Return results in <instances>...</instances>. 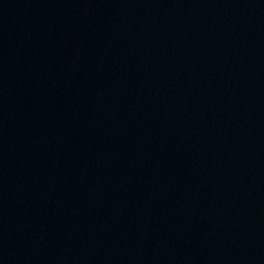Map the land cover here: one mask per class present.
<instances>
[{
    "label": "water",
    "instance_id": "water-1",
    "mask_svg": "<svg viewBox=\"0 0 264 264\" xmlns=\"http://www.w3.org/2000/svg\"><path fill=\"white\" fill-rule=\"evenodd\" d=\"M135 264H264V0H166Z\"/></svg>",
    "mask_w": 264,
    "mask_h": 264
}]
</instances>
